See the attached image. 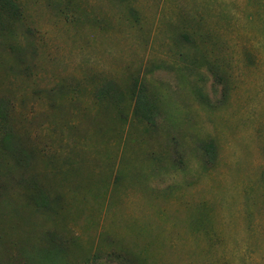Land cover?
<instances>
[{
	"label": "rangeland",
	"instance_id": "rangeland-1",
	"mask_svg": "<svg viewBox=\"0 0 264 264\" xmlns=\"http://www.w3.org/2000/svg\"><path fill=\"white\" fill-rule=\"evenodd\" d=\"M0 264H264V0H0Z\"/></svg>",
	"mask_w": 264,
	"mask_h": 264
}]
</instances>
